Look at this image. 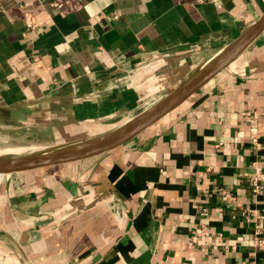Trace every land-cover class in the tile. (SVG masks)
I'll list each match as a JSON object with an SVG mask.
<instances>
[{
    "label": "crops",
    "instance_id": "crops-1",
    "mask_svg": "<svg viewBox=\"0 0 264 264\" xmlns=\"http://www.w3.org/2000/svg\"><path fill=\"white\" fill-rule=\"evenodd\" d=\"M263 14L264 0H0V131L42 148L112 129ZM257 167L264 32L128 143L7 181L0 264H264Z\"/></svg>",
    "mask_w": 264,
    "mask_h": 264
},
{
    "label": "water",
    "instance_id": "water-1",
    "mask_svg": "<svg viewBox=\"0 0 264 264\" xmlns=\"http://www.w3.org/2000/svg\"><path fill=\"white\" fill-rule=\"evenodd\" d=\"M263 32L264 14L256 22L248 26L237 39L194 68L164 98L112 129L63 144L20 153H0V175H4L1 182L20 180L23 174L38 170L56 169L67 164L89 160L128 143L184 104L218 73L242 56ZM51 100L47 98L31 102L25 101L19 103V106L27 107L29 104H40ZM21 180L23 181V179Z\"/></svg>",
    "mask_w": 264,
    "mask_h": 264
},
{
    "label": "rangeland",
    "instance_id": "rangeland-1",
    "mask_svg": "<svg viewBox=\"0 0 264 264\" xmlns=\"http://www.w3.org/2000/svg\"><path fill=\"white\" fill-rule=\"evenodd\" d=\"M50 134L51 133H49V135ZM41 137L43 138L45 136H40V134L36 132H31L28 134V133H23L22 131H18L15 133H9L8 131H0V153H8V151H10L8 149H12V148H22V147L27 148L24 151L37 149L34 147L41 148L40 145L39 146L33 145L40 143L39 140L41 139ZM12 150H18V149H12ZM3 178L4 175L2 177V180ZM6 182L7 181H3L0 183V195H3L5 194V192L8 191V187L7 186L5 187Z\"/></svg>",
    "mask_w": 264,
    "mask_h": 264
},
{
    "label": "built area",
    "instance_id": "built-area-1",
    "mask_svg": "<svg viewBox=\"0 0 264 264\" xmlns=\"http://www.w3.org/2000/svg\"><path fill=\"white\" fill-rule=\"evenodd\" d=\"M25 23L29 30L36 31L40 27V24L36 16L32 12H28L25 15ZM259 181L264 182V174L259 167L256 168L255 178H254V191L258 192L260 190ZM226 198V197H225ZM255 244L264 247V237H260L259 234L254 238Z\"/></svg>",
    "mask_w": 264,
    "mask_h": 264
},
{
    "label": "bare ground",
    "instance_id": "bare-ground-1",
    "mask_svg": "<svg viewBox=\"0 0 264 264\" xmlns=\"http://www.w3.org/2000/svg\"><path fill=\"white\" fill-rule=\"evenodd\" d=\"M12 149H19V150H12ZM12 149H8V150H10V151H8V152H17V151H19V152H17V153H20V152H23L24 150H26L27 148H25V147H22V148H12ZM2 177H3V175H0V182L2 181Z\"/></svg>",
    "mask_w": 264,
    "mask_h": 264
},
{
    "label": "trees",
    "instance_id": "trees-1",
    "mask_svg": "<svg viewBox=\"0 0 264 264\" xmlns=\"http://www.w3.org/2000/svg\"><path fill=\"white\" fill-rule=\"evenodd\" d=\"M64 117H68V114H67V113H65V114H64V116H63V118H64Z\"/></svg>",
    "mask_w": 264,
    "mask_h": 264
}]
</instances>
